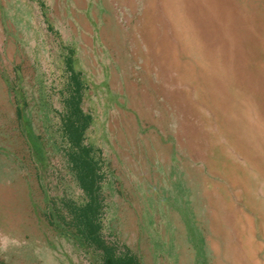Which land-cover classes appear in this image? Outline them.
I'll return each instance as SVG.
<instances>
[{"label":"rangeland","instance_id":"374dc122","mask_svg":"<svg viewBox=\"0 0 264 264\" xmlns=\"http://www.w3.org/2000/svg\"><path fill=\"white\" fill-rule=\"evenodd\" d=\"M103 233L139 264H264V0H0V264H104L66 200L67 55Z\"/></svg>","mask_w":264,"mask_h":264},{"label":"trees","instance_id":"16d2710c","mask_svg":"<svg viewBox=\"0 0 264 264\" xmlns=\"http://www.w3.org/2000/svg\"><path fill=\"white\" fill-rule=\"evenodd\" d=\"M66 59L69 75L65 91L61 94L62 133L66 140L64 153L86 195L82 204L66 200L73 226L89 246L100 251L104 264H139L136 256L129 251L118 250L104 236V207L101 199L104 173L94 146L86 141V131L93 119L92 114L86 112L82 105L86 84L81 73L74 67L71 51Z\"/></svg>","mask_w":264,"mask_h":264}]
</instances>
